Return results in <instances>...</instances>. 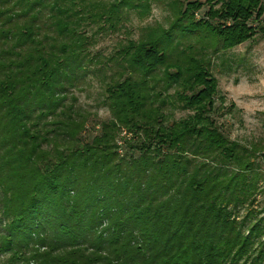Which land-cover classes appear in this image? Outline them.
Wrapping results in <instances>:
<instances>
[{
    "label": "trees",
    "instance_id": "16d2710c",
    "mask_svg": "<svg viewBox=\"0 0 264 264\" xmlns=\"http://www.w3.org/2000/svg\"><path fill=\"white\" fill-rule=\"evenodd\" d=\"M151 1L0 0L2 264L263 260L264 143L231 140L216 121L223 97L205 52L252 37L264 4L161 0L173 12L166 28L103 61L90 53V26L115 30ZM89 74L104 80L111 116L86 138L74 90ZM168 100L190 113L172 119Z\"/></svg>",
    "mask_w": 264,
    "mask_h": 264
},
{
    "label": "rangeland",
    "instance_id": "374dc122",
    "mask_svg": "<svg viewBox=\"0 0 264 264\" xmlns=\"http://www.w3.org/2000/svg\"><path fill=\"white\" fill-rule=\"evenodd\" d=\"M260 1L264 4V0ZM213 3H204L196 11L195 17L205 16L210 6L214 9L220 6L218 2ZM138 12L139 10H128L122 26L115 30L106 28L93 35L96 26H90L88 28V34L92 31L90 53L94 57H99L101 61L109 59L121 45L126 44L128 39H138L152 28H166L173 16L170 7L161 0H152L148 11L143 14ZM249 24L255 29L252 37L229 49H223L218 43L216 49L209 47L205 54L210 58L211 72L218 80V95L223 97V100L216 98L218 108L214 113L216 121L222 125L221 128L231 140L252 147L264 143V12L258 19H251ZM74 93L77 99L76 106L82 112L89 114L84 130L85 137L89 138L97 133L100 122L111 116L103 102L104 80L102 81L100 76L89 74L85 81H81ZM170 102L172 101L168 100L166 104V111L172 119H179L190 113L182 109L177 102L173 101L169 104ZM260 154H264V149L256 153L258 172L261 175L259 182L261 192L255 196L254 207L255 210L260 211L257 218L264 221V190H262L264 189V156ZM261 242L264 245V236ZM5 259L6 255L0 253V264ZM244 264H250V261L247 260ZM260 264H264V258Z\"/></svg>",
    "mask_w": 264,
    "mask_h": 264
}]
</instances>
